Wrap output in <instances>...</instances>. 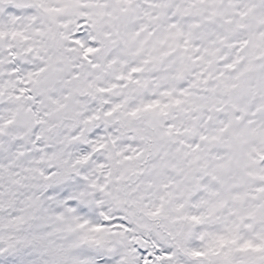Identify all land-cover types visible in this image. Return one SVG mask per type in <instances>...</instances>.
Returning <instances> with one entry per match:
<instances>
[{"label":"snow or ice","instance_id":"1","mask_svg":"<svg viewBox=\"0 0 264 264\" xmlns=\"http://www.w3.org/2000/svg\"><path fill=\"white\" fill-rule=\"evenodd\" d=\"M0 264H264V0H0Z\"/></svg>","mask_w":264,"mask_h":264}]
</instances>
